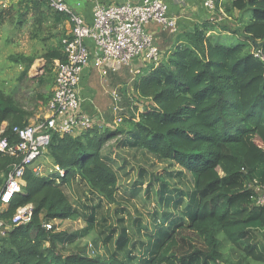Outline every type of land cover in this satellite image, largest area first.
Masks as SVG:
<instances>
[{
    "label": "trees",
    "instance_id": "obj_1",
    "mask_svg": "<svg viewBox=\"0 0 264 264\" xmlns=\"http://www.w3.org/2000/svg\"><path fill=\"white\" fill-rule=\"evenodd\" d=\"M260 1L224 8L231 18L237 10L233 31L218 22L216 8L207 20L173 33L160 60L133 74L126 112L113 128L76 137L43 129L35 137L47 135L49 142L24 167L20 192L1 216L8 220L30 205V222L0 238V264H264V205L246 185H264V59L256 56L264 54V9L252 4ZM20 2L52 23L44 37V27L32 31L43 54L13 56L25 63L20 78L41 55L47 64L37 86L51 81L52 87V63L65 59L60 26L66 18L45 0ZM213 30L236 39L224 41ZM12 93L0 87V125L7 123L10 147L18 143L14 128L40 123ZM51 96L36 93L43 112ZM21 159L0 154V188ZM66 220L82 221L104 257L83 248L55 253ZM228 248L237 258L225 257Z\"/></svg>",
    "mask_w": 264,
    "mask_h": 264
},
{
    "label": "built area",
    "instance_id": "obj_2",
    "mask_svg": "<svg viewBox=\"0 0 264 264\" xmlns=\"http://www.w3.org/2000/svg\"><path fill=\"white\" fill-rule=\"evenodd\" d=\"M45 1L49 10L64 16L66 18L64 22L69 25L61 40L65 59L63 62L56 60L52 64L55 83L44 112L45 119L39 118L40 123L33 126L14 128L13 133L18 136V143L11 147L4 135L7 123L3 122L0 125V154L22 155L20 163L11 167L4 185L0 188V238L13 227L30 222V205L16 209L8 220L1 216L7 211L13 196L20 192V179L24 167L42 153L40 147L43 143L40 138L36 140L35 137L40 135L43 129L72 137L94 128L99 131L106 129V122L102 116L97 123L92 116L81 110L79 84L83 71L89 67L90 60L93 59L102 75L109 71L107 68L109 63H112L110 68L114 70L115 66L128 67L136 59L143 61L144 64L157 62L161 58V53L155 46L147 26L154 23L167 29L171 34L177 31L176 18L168 15L166 5L160 0H124L122 3L109 6L100 4L98 0H87L93 6L90 22H87L81 13L76 12L67 0ZM213 4L214 1L209 0L207 7L213 9ZM75 6L79 7L80 3H76ZM261 55L256 56L263 60L264 57ZM112 96L119 106L122 96L117 93H112ZM119 109L120 114L126 112L125 108L119 106ZM246 185L257 194L260 203L264 205V185L257 180L249 181ZM42 226L49 227L46 224Z\"/></svg>",
    "mask_w": 264,
    "mask_h": 264
},
{
    "label": "rangeland",
    "instance_id": "obj_3",
    "mask_svg": "<svg viewBox=\"0 0 264 264\" xmlns=\"http://www.w3.org/2000/svg\"><path fill=\"white\" fill-rule=\"evenodd\" d=\"M20 1L21 0H0V16L3 17L0 24V87H3L5 90L9 89L13 91L12 95L15 94L17 98H22L24 100V107L22 109L29 114L35 113L36 119L39 121L41 116L40 113L37 112L39 106L35 103L36 93L42 91L44 95L47 93L52 95L53 90V86H50L51 81L45 85H41V90L37 86V78L43 75L44 67L47 64L46 60L39 55L38 59L29 67L26 76L20 78L21 73L25 69V63H17L13 56L17 54L29 55L33 54L35 51L43 54L45 50H43L40 43L33 41L32 31L44 27L41 30V32L44 33L42 37H44L52 30V23L49 22V19L44 20V18H41V15L38 13H34L29 9H24V3L22 4ZM217 1H219L217 9L224 15V8L230 5L232 0ZM252 4L253 8L256 6V8L264 9V1L252 2ZM210 10L216 11V3L215 5L213 4V9ZM19 14L21 15L20 17L24 16L23 22H21L20 25L18 24L20 22L17 21ZM213 14L215 13L213 12ZM217 16L215 15V17ZM222 16L218 17V22L229 27L230 31H233L235 27L233 24L236 23L238 18L237 10H234V17L232 18L226 15ZM38 19H43L40 26L36 24ZM210 33L222 37L224 41L232 39L231 41L234 42L236 39L234 35L228 34L227 31L213 30L210 31ZM261 57H264V54H262ZM132 63H130V65ZM253 63H258V61L254 59ZM136 69L137 68L133 69L132 73H134ZM130 76L132 83L133 74ZM2 80H5L6 83H1ZM120 93H122V91H120ZM36 123L38 122L29 120V125L31 126L36 125ZM84 229L85 225L80 220H66L59 223L57 232H63L65 236L57 241L58 244H56L54 252L67 254L68 252H76L79 248H83L84 252L92 258L97 256L104 257V251L100 247L95 236L92 233L84 234ZM70 235H74L73 240H68ZM226 247L227 246L224 247V250ZM224 254L226 258H237V254H231L230 248H228Z\"/></svg>",
    "mask_w": 264,
    "mask_h": 264
},
{
    "label": "crops",
    "instance_id": "obj_4",
    "mask_svg": "<svg viewBox=\"0 0 264 264\" xmlns=\"http://www.w3.org/2000/svg\"><path fill=\"white\" fill-rule=\"evenodd\" d=\"M160 1L166 5L168 15L176 18V35L187 31V29L200 21L207 20V18L211 17L213 12L216 14V11H211L207 7L209 0ZM67 2L73 5L75 11L81 13L87 22L91 21L93 16V6L91 2L87 0H67ZM98 2L102 5L109 6L122 3L124 0H98ZM76 3H80V6H75ZM218 6L217 3V7ZM60 28L66 32L69 25L67 22H64ZM147 30L152 34L154 44L160 53L168 50L171 47L173 39L176 37L166 29L154 23L149 24ZM111 65L112 63L107 65L109 71H107L105 75H102L100 68L95 64L93 59H91L89 67L85 69L81 75L79 84L81 110L92 116L97 123L102 116L106 122V129L113 127L122 117L123 114H120L119 106L122 108H127L128 106L129 94L132 88L130 75L133 74L132 71L135 68L137 69L134 70V73L137 72L138 68L144 65V62L136 59L130 66H115L114 70L110 68ZM119 90L122 91L123 94L120 93ZM112 93H117L122 96V102L119 106L115 103ZM38 109L37 112L40 113V118L44 117L45 119L43 109L40 107ZM40 140L43 145H46L49 142V136L44 135Z\"/></svg>",
    "mask_w": 264,
    "mask_h": 264
},
{
    "label": "water",
    "instance_id": "obj_5",
    "mask_svg": "<svg viewBox=\"0 0 264 264\" xmlns=\"http://www.w3.org/2000/svg\"><path fill=\"white\" fill-rule=\"evenodd\" d=\"M125 90V89H124Z\"/></svg>",
    "mask_w": 264,
    "mask_h": 264
}]
</instances>
